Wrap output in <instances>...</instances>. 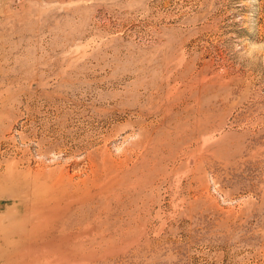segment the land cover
Here are the masks:
<instances>
[{
	"label": "rangeland",
	"instance_id": "rangeland-1",
	"mask_svg": "<svg viewBox=\"0 0 264 264\" xmlns=\"http://www.w3.org/2000/svg\"><path fill=\"white\" fill-rule=\"evenodd\" d=\"M0 264H264V0H0Z\"/></svg>",
	"mask_w": 264,
	"mask_h": 264
}]
</instances>
